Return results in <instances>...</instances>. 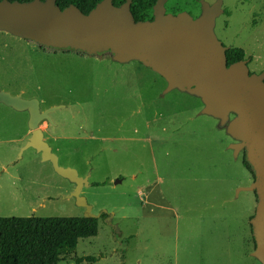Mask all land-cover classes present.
Here are the masks:
<instances>
[{
  "label": "rangeland",
  "instance_id": "374dc122",
  "mask_svg": "<svg viewBox=\"0 0 264 264\" xmlns=\"http://www.w3.org/2000/svg\"><path fill=\"white\" fill-rule=\"evenodd\" d=\"M124 2V0H119ZM212 4L215 0H205ZM165 12L201 14L199 0H166ZM213 32L264 69V0H222ZM145 20L153 9L142 11ZM0 89L57 108L39 123L62 166L87 176L81 194L98 218L58 264H261L252 253L256 195L244 150L201 99L137 60L41 46L0 31ZM233 115L231 114L229 118ZM28 111L0 102V216H83L74 183L34 148ZM120 179L119 183H114ZM94 182L100 184L94 185ZM92 256L94 262L79 257Z\"/></svg>",
  "mask_w": 264,
  "mask_h": 264
},
{
  "label": "water",
  "instance_id": "95a60500",
  "mask_svg": "<svg viewBox=\"0 0 264 264\" xmlns=\"http://www.w3.org/2000/svg\"><path fill=\"white\" fill-rule=\"evenodd\" d=\"M165 1H155L151 19L136 21L130 10L132 0L119 5L100 0L87 13L74 4L60 9L55 0H0V31L45 47L68 48L89 55L108 52L119 62L137 60L166 81L165 91L177 88L194 94L201 99L204 114L221 123L228 120L226 131L238 141L230 147L234 154L243 149L252 168L253 181L239 189L256 195L250 218L252 255L264 264V69L250 73L247 59L227 65L228 47L213 32L215 18L222 13V0L212 4L199 0L201 14L197 17L185 11L166 13ZM0 102L28 111L31 134L21 150L31 147L39 152L41 160L50 162L58 175L74 183L70 195L85 208L83 216L98 217L99 213L91 212L81 194L89 183L87 176L60 165L43 138L39 123L44 119L52 122L50 113L57 106L41 110L37 98H23L2 89ZM119 182L120 179L114 181Z\"/></svg>",
  "mask_w": 264,
  "mask_h": 264
},
{
  "label": "trees",
  "instance_id": "16d2710c",
  "mask_svg": "<svg viewBox=\"0 0 264 264\" xmlns=\"http://www.w3.org/2000/svg\"><path fill=\"white\" fill-rule=\"evenodd\" d=\"M14 1V0H10ZM27 2L30 0H17ZM100 0H55L60 9L70 4L77 6L83 13L91 10ZM156 0H132L130 10L137 20H145L142 11L151 9ZM114 5L122 2L112 0ZM151 19V18H150ZM227 65L247 59L241 47H229L225 51ZM243 166L250 172L252 168L244 157ZM100 183L94 182V185ZM106 213L93 216H0V264H58L63 252H71L80 238L97 234L98 218ZM94 262L92 256L79 257Z\"/></svg>",
  "mask_w": 264,
  "mask_h": 264
}]
</instances>
